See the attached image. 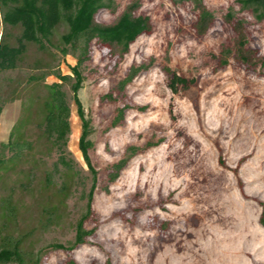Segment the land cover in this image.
Returning <instances> with one entry per match:
<instances>
[{
  "label": "rangeland",
  "instance_id": "374dc122",
  "mask_svg": "<svg viewBox=\"0 0 264 264\" xmlns=\"http://www.w3.org/2000/svg\"><path fill=\"white\" fill-rule=\"evenodd\" d=\"M104 2L92 26L105 28L79 65L91 167L71 91L83 39L64 44L62 20L44 49L26 42L0 68V249L21 256L0 264H264L262 7ZM20 32L0 6V43ZM167 72L187 84L172 91ZM50 84L57 113L45 126ZM81 219L93 233L71 249Z\"/></svg>",
  "mask_w": 264,
  "mask_h": 264
},
{
  "label": "trees",
  "instance_id": "16d2710c",
  "mask_svg": "<svg viewBox=\"0 0 264 264\" xmlns=\"http://www.w3.org/2000/svg\"><path fill=\"white\" fill-rule=\"evenodd\" d=\"M242 3H254L256 4L255 10L262 7V12L257 15L258 18H264V0H240ZM0 6L2 11V21L9 26H20L21 32L17 37V45L11 46L7 42L0 43V68H12L16 65V61L19 56L25 50L26 42H33L38 45L40 49H44V41H48L49 37L53 33V29L60 21L64 20L67 24L68 30L62 35L64 44L75 47L76 42L81 38L84 41L81 56L77 60L76 64L70 67L71 74L75 81L71 84V91L73 93V100L76 105V114L81 122V131L78 138V147L81 151L82 157L85 163L91 167L89 148L92 146L91 141L88 139L90 133L89 120L85 117L84 109L78 98L77 92L81 88L83 76L79 70L80 63L86 58L93 56L92 46L93 38L100 37L101 31L105 27L94 28L92 22L96 14L101 9L107 8L108 5L104 0H0ZM148 31V26L144 25L139 34ZM61 52L67 54V48L62 47ZM90 51V53H88ZM168 77V86L172 91L176 90L178 84L185 86L187 80L176 73H165ZM44 76L32 75L29 80L37 81L43 79ZM59 79H66L65 75L57 74ZM133 76H128L123 80V83L130 81ZM50 87L52 92L51 104L48 107V113L45 120V126H47L50 116H56L57 105L54 103L55 88L54 85H46ZM126 109L124 107L119 109L120 117L117 119H124ZM112 121L113 126L116 124V120ZM45 132L47 133L48 130ZM48 134V133H47ZM18 143V142H16ZM124 161H122L123 164ZM2 163V162H0ZM122 164L115 165L118 170L116 175L122 169ZM114 175L112 178H115ZM94 183L89 193V200L87 203L88 211H91V201ZM4 208H7L6 218L13 217L16 206L9 198V200L3 203ZM13 210V211H12ZM86 217V215H85ZM262 223L264 220L260 219ZM106 226L107 224L104 223ZM108 227V226H107ZM92 229L83 228V219L77 223L76 235L74 244L71 249H80L87 244L85 238L91 236ZM10 259L21 261V256L16 249L3 247L0 249V263H4Z\"/></svg>",
  "mask_w": 264,
  "mask_h": 264
}]
</instances>
